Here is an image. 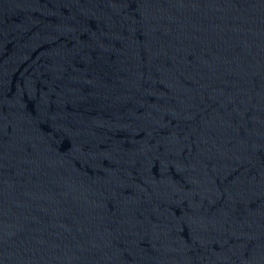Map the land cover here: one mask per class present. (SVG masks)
Returning a JSON list of instances; mask_svg holds the SVG:
<instances>
[{
  "label": "water",
  "instance_id": "95a60500",
  "mask_svg": "<svg viewBox=\"0 0 264 264\" xmlns=\"http://www.w3.org/2000/svg\"><path fill=\"white\" fill-rule=\"evenodd\" d=\"M0 264H264V0H0Z\"/></svg>",
  "mask_w": 264,
  "mask_h": 264
}]
</instances>
